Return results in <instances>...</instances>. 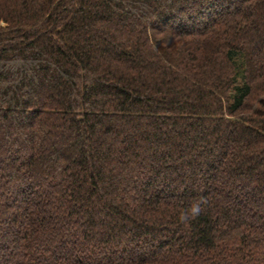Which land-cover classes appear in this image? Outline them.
Wrapping results in <instances>:
<instances>
[{"label": "trees", "instance_id": "1", "mask_svg": "<svg viewBox=\"0 0 264 264\" xmlns=\"http://www.w3.org/2000/svg\"><path fill=\"white\" fill-rule=\"evenodd\" d=\"M0 264H264V0H0Z\"/></svg>", "mask_w": 264, "mask_h": 264}, {"label": "clouds", "instance_id": "2", "mask_svg": "<svg viewBox=\"0 0 264 264\" xmlns=\"http://www.w3.org/2000/svg\"><path fill=\"white\" fill-rule=\"evenodd\" d=\"M202 201H194L178 214V221L181 224L190 222L201 213Z\"/></svg>", "mask_w": 264, "mask_h": 264}]
</instances>
